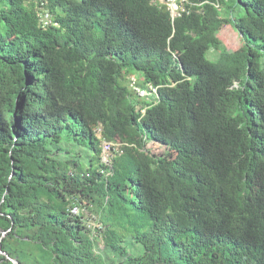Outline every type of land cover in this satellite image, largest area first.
<instances>
[{
	"label": "trees",
	"instance_id": "obj_1",
	"mask_svg": "<svg viewBox=\"0 0 264 264\" xmlns=\"http://www.w3.org/2000/svg\"><path fill=\"white\" fill-rule=\"evenodd\" d=\"M190 2L0 0V264H264V0Z\"/></svg>",
	"mask_w": 264,
	"mask_h": 264
},
{
	"label": "built area",
	"instance_id": "obj_2",
	"mask_svg": "<svg viewBox=\"0 0 264 264\" xmlns=\"http://www.w3.org/2000/svg\"><path fill=\"white\" fill-rule=\"evenodd\" d=\"M153 3L166 6L167 9L171 12L173 18L178 17L182 12L185 11V6L187 4H191L190 0H152ZM41 22L44 26H47L49 23V14L46 13L43 15ZM138 90V89H137ZM140 94H145L144 91L138 90ZM103 152H102V162L106 165H110L112 161V154L114 150V145L111 143L103 142L102 144ZM70 212L73 216L76 217H84L87 216V209L85 205L81 202H75L72 204L70 208ZM86 225L87 229L91 231L92 235H96V230L99 229V224L97 221L88 216ZM103 248L102 245H100Z\"/></svg>",
	"mask_w": 264,
	"mask_h": 264
},
{
	"label": "rangeland",
	"instance_id": "obj_3",
	"mask_svg": "<svg viewBox=\"0 0 264 264\" xmlns=\"http://www.w3.org/2000/svg\"><path fill=\"white\" fill-rule=\"evenodd\" d=\"M217 36L221 41V50H216L211 48L207 54V57L210 61H216L219 58L220 52L222 50L235 52L241 50L245 45L244 39L230 22L222 23V26H220L219 30L217 31ZM259 63L261 67L264 68V56L260 57ZM138 80H139V74H135V76L128 77V84L133 90H136L135 88H136V83H138ZM139 84L140 83H138V85ZM139 95L141 97L147 96V95L145 96V94H139ZM154 149L155 151L158 152L164 151V147H161L159 145L154 146ZM91 217H93L92 214L90 218ZM136 250L137 251L142 250L141 246H138Z\"/></svg>",
	"mask_w": 264,
	"mask_h": 264
},
{
	"label": "water",
	"instance_id": "obj_4",
	"mask_svg": "<svg viewBox=\"0 0 264 264\" xmlns=\"http://www.w3.org/2000/svg\"><path fill=\"white\" fill-rule=\"evenodd\" d=\"M0 253H3V252L0 250ZM3 254H5V253H3ZM11 261H12L14 264H19L16 260L11 259Z\"/></svg>",
	"mask_w": 264,
	"mask_h": 264
}]
</instances>
